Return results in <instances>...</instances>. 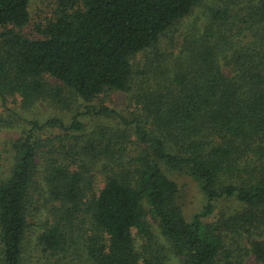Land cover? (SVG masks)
I'll use <instances>...</instances> for the list:
<instances>
[{
	"label": "trees",
	"instance_id": "obj_1",
	"mask_svg": "<svg viewBox=\"0 0 264 264\" xmlns=\"http://www.w3.org/2000/svg\"><path fill=\"white\" fill-rule=\"evenodd\" d=\"M56 4L31 39V0H0V264H166L152 220L180 264H242L228 238L264 263V0ZM67 89L89 103L135 93L133 139L23 116ZM170 173L205 196L191 220ZM221 199L239 211L205 222Z\"/></svg>",
	"mask_w": 264,
	"mask_h": 264
},
{
	"label": "rangeland",
	"instance_id": "obj_2",
	"mask_svg": "<svg viewBox=\"0 0 264 264\" xmlns=\"http://www.w3.org/2000/svg\"><path fill=\"white\" fill-rule=\"evenodd\" d=\"M57 0H31L30 12H31V22L24 29V33L31 39L42 38L39 33V28H43L50 19L53 18L56 10ZM199 10L186 19L180 26V30L175 34V43H182L184 33L186 32L189 24H191L196 16L199 15ZM175 50L177 47H175ZM173 48V49H174ZM168 51L171 49L167 47ZM138 62L142 65L145 64V60L139 57ZM53 82V81H52ZM135 93H123V92H108L103 93L93 102H86L82 98L76 96L73 91L67 89L64 94L63 104H49V103H39L29 111H22L24 117L31 120L46 121L50 118L60 119L67 126L72 124L75 118H78L84 125L87 133H92L100 128H105L110 131L117 132H130L131 138L133 139L132 128L134 125L132 123L127 124V122H132L135 117L139 114L136 109L134 102ZM19 105L15 101L10 102L11 107ZM93 106L100 108L101 106H108L111 109L116 110L122 118H108L101 115L88 113L87 107ZM19 108V107H18ZM2 109L0 108V112ZM125 121H123V120ZM58 132V130H56ZM129 133V134H130ZM54 135H60V133H55ZM20 137V131L8 130L1 132V138L3 141L10 142L16 140ZM170 176L176 181L181 190V204L185 216L188 220H191L193 216L204 209L206 204V199L202 193L199 185L191 177L179 173H170ZM214 213L205 220L207 223H214L218 221L221 217L229 216L239 211L240 205L234 200H218L215 203ZM152 224L156 229V233L159 237L161 243L166 247V252L169 255V259L166 264H180L179 260L173 255L172 250L168 242L164 239L159 225L152 220ZM40 231L41 228H35V231ZM35 237L32 238L34 240ZM229 246L234 249L233 257L235 260L242 264H264L258 262L253 256H246L241 253V247L246 243V240H241L239 238L233 239L228 238ZM236 249V250H235Z\"/></svg>",
	"mask_w": 264,
	"mask_h": 264
}]
</instances>
